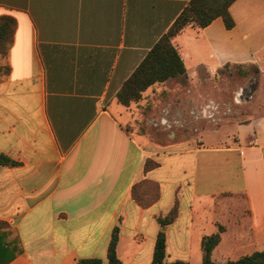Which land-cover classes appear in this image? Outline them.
Listing matches in <instances>:
<instances>
[{
  "label": "crops",
  "instance_id": "1",
  "mask_svg": "<svg viewBox=\"0 0 264 264\" xmlns=\"http://www.w3.org/2000/svg\"><path fill=\"white\" fill-rule=\"evenodd\" d=\"M188 2L0 0L13 20L0 154L17 163L0 165V264L105 262L114 228L121 264H150L161 231L165 262L200 264L202 238L217 232L216 264L264 250V102L243 119L214 118L217 103L196 91L229 69L264 73V0L233 1L229 30L221 18L183 27L171 44L185 76L116 100Z\"/></svg>",
  "mask_w": 264,
  "mask_h": 264
},
{
  "label": "trees",
  "instance_id": "2",
  "mask_svg": "<svg viewBox=\"0 0 264 264\" xmlns=\"http://www.w3.org/2000/svg\"><path fill=\"white\" fill-rule=\"evenodd\" d=\"M235 0H189L181 13L174 20L168 31L146 53L142 61L133 70L131 75L124 81L116 94L117 103L128 106L130 103L138 102L141 94L150 86L164 81L185 76V68L176 51L171 44L172 38L186 25L193 24L201 29L216 18H221L224 27L229 30L234 23L228 12V8ZM13 31V20L9 17H0V80L8 73V67L4 58L11 41ZM17 163L0 154V165L15 166ZM176 216V209L164 217L159 218L161 226L171 223ZM5 224L0 223V228ZM223 229L219 227V232ZM118 230L114 228L107 246L106 261L98 259L80 260L79 264H121L116 256V245ZM219 241L218 232L204 236L201 240L202 261L200 264H216L211 260V252ZM165 237L164 232H159L156 237L152 260L150 264H188L183 261L165 262ZM224 264H264V250L244 255L235 261Z\"/></svg>",
  "mask_w": 264,
  "mask_h": 264
},
{
  "label": "rangeland",
  "instance_id": "3",
  "mask_svg": "<svg viewBox=\"0 0 264 264\" xmlns=\"http://www.w3.org/2000/svg\"><path fill=\"white\" fill-rule=\"evenodd\" d=\"M3 62L2 59H0V63ZM250 78H253V83L250 84L249 80ZM241 88L242 92L239 97H236L235 93L238 92V89ZM247 88L253 89L254 92L251 95V99H249L250 102H243V99L248 94L246 93ZM196 91H200L201 93H208V99H211L214 103H217V106L214 107V110L216 111V117L222 118L225 116H232L236 117L238 120L245 118L246 115L250 114L252 111L256 112L259 111V106L263 104L264 102V73H258L257 71L250 70V72H246V74L243 76L242 73L235 71L233 69L226 70L225 72L219 73L215 75L210 83L209 86L206 87H200L197 88ZM202 104V106L207 104V100ZM208 105V104H207ZM204 107V106H203ZM136 111H133V114H135ZM138 114L143 115L142 108L137 109ZM140 116V115H139ZM213 119V118H212ZM210 120V119H208ZM207 119H200L198 124L205 123L209 125H219V122H214L210 120L211 122H206ZM138 122V119H137ZM140 123V122H139ZM163 120L159 121V127L160 125H163ZM140 128H143V120L140 123ZM193 120H189V123L184 125L183 129L186 130V136H189L192 134V131L188 126H191L193 128L194 126ZM152 131L149 134V138L156 142H167L170 141L171 138L167 137L168 130L165 132L162 131H155L151 129ZM201 137L204 138V140H212L216 137H220L221 130H219L217 133L210 134L208 132H205L203 134H200ZM198 137V136H197Z\"/></svg>",
  "mask_w": 264,
  "mask_h": 264
},
{
  "label": "flooded vegetation",
  "instance_id": "4",
  "mask_svg": "<svg viewBox=\"0 0 264 264\" xmlns=\"http://www.w3.org/2000/svg\"><path fill=\"white\" fill-rule=\"evenodd\" d=\"M249 92H250V89H249V88H247V90H246V93H247V94H249Z\"/></svg>",
  "mask_w": 264,
  "mask_h": 264
}]
</instances>
